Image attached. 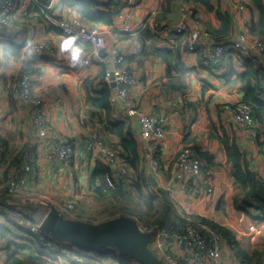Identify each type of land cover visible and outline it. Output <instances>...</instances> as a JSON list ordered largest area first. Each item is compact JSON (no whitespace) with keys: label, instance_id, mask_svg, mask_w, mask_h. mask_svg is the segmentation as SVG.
Listing matches in <instances>:
<instances>
[{"label":"crops","instance_id":"0c3cea01","mask_svg":"<svg viewBox=\"0 0 264 264\" xmlns=\"http://www.w3.org/2000/svg\"><path fill=\"white\" fill-rule=\"evenodd\" d=\"M96 1L100 2L94 6L98 10V13L95 14L97 22L92 23V21L84 20L86 24L107 31L112 27V24L117 23L118 14H126L130 16L135 30L133 35L130 34L131 37L128 36L129 38L125 37L127 33H106V46L100 50V55L107 59V51L110 47L115 45L122 49L126 57H132V61H129L128 65L136 77V81L127 93L129 105L122 100L111 103L110 118L123 120L129 125L137 141L141 159L145 161L148 145L139 136L138 112L160 116L164 121L165 138L162 149L157 153L160 176L154 177L157 182L155 188L171 192L169 197L174 210L182 217L185 214H181L182 210L178 211L176 205L184 207L187 203L192 214L204 217L206 216L204 211L207 210L205 208L208 205L211 206L209 210L213 217L223 210L224 206L230 205V217L237 215L240 221L243 218L246 220L248 238L242 239L246 244L240 246L247 249L249 238L253 239L255 235L259 236L264 228L260 230L263 226L261 222L264 223V221L253 219L246 210L237 211L231 204V197L234 193L232 168L225 161V153L217 137L220 135L221 126L227 129L230 138L235 135L236 143L246 153L251 170L264 179V148H259L255 140H251L247 136L243 127L228 119L223 109L225 102L241 100L242 90L237 75L245 71L247 64H244L238 55L230 53L223 58L219 65L205 68L199 64L197 52L191 53L187 45L190 31L206 30L211 32L218 27V12L227 13L230 20H234L230 21L231 32L239 29L248 30L252 21L259 20V11L254 1L210 0L211 10L203 8L193 0H134L133 3H128L125 0ZM261 1L264 5V0ZM165 2L171 4V11L165 16V24L159 21L154 23L152 19L154 14L158 10L160 11L161 5ZM29 3L30 6L28 5L25 11L14 16L12 27L3 28L0 26V136L6 139L10 145L9 148L13 151L12 155L15 157L19 155L20 164L23 154L28 149L33 150L37 155V162L32 166L27 182L21 190L15 193L10 206L25 210L28 208V203L31 202L34 203L36 212H42L45 205L48 207L50 203L65 205L68 199V193L64 192L66 189L69 190L73 187L74 192L78 193L77 177L73 175V172H76L79 167L75 155L80 154L84 158L86 169L89 166L92 168L95 164L98 165L99 162L106 164L103 157L97 152H94L96 154L89 160L84 157L89 154L85 150L89 132L96 130L108 144H116L117 140L109 133L107 134L100 124L95 123L91 127L82 125L86 109V94L82 83L85 79L97 77L101 66H106L95 61L88 43L77 37L65 36L55 28L48 29V27L55 26L54 18L66 20L80 18L77 5L72 0H44L41 5L36 1ZM181 3L187 6V13L180 11ZM174 4L179 6L181 19L178 25L183 27L184 35H178L182 31L176 32L174 26L167 24V21L171 19ZM237 4H243L246 9L238 13ZM45 6L48 11H45ZM107 11L114 13L110 24L101 22L108 18ZM115 15H117L116 19ZM36 17H38L37 21ZM24 18H30L31 24H23ZM41 19L45 22H38ZM14 22L18 23L14 24ZM145 30L147 31L142 33ZM41 42L51 44L55 51L57 49L52 61L45 53L39 55L30 72L33 81L31 94L41 97L44 104L48 122V131L45 137H38L35 132L31 123L30 104L21 102L16 95L23 66H26L29 57L34 53L32 46ZM152 48L172 50L178 48L179 55L177 59H175L176 57L170 59V64L167 65L156 55H145ZM85 57L91 58L94 64L84 68L81 60ZM103 83V78L95 79L94 89L100 88ZM130 107L135 110L134 113L130 111ZM50 131H57L64 135L74 145L75 152L67 175L45 160ZM185 145H194L213 154L215 164L209 165L214 170L215 191L213 195L199 189L200 177L190 178L183 183L173 179L171 174L172 159ZM12 155L7 152L9 160L6 163H0V169L3 170L1 166L4 165L8 172L7 179H4L3 173L1 175L4 185L9 176L17 174L15 170L20 169V164L13 167L10 163ZM257 161H259L261 169L255 167ZM201 162L203 166H207L202 160ZM113 169L116 170V168ZM60 182L62 185L56 187L55 185ZM88 182L89 180L86 181L84 187V196L91 200L87 191ZM39 187L48 192H40L38 198L32 196L31 199H27L25 197L24 194L29 195L32 193L31 190ZM49 193L54 194L55 200H45V195ZM0 206H5V204L0 201ZM6 210L2 209L4 212ZM210 219L231 230L239 241L235 234L236 224L233 222L236 218L230 219L229 223H221L213 219L212 216ZM204 231L217 234L206 228ZM157 233L162 240L163 236L165 237L163 243L166 245V249L180 264H184L188 252L183 236V223L179 219H175L171 224L169 223L167 230L158 228ZM217 235L220 237L222 262L224 264H240L234 252L230 251L231 248L227 241L219 234Z\"/></svg>","mask_w":264,"mask_h":264},{"label":"trees","instance_id":"16d2710c","mask_svg":"<svg viewBox=\"0 0 264 264\" xmlns=\"http://www.w3.org/2000/svg\"><path fill=\"white\" fill-rule=\"evenodd\" d=\"M1 1V0H0ZM36 1L38 4H43L44 0H30ZM71 1V0H70ZM75 5H77L78 12L80 14V20L97 22L95 20V14L98 10L95 9V5L99 4L96 0H72ZM196 4L202 6L207 10H211L212 6L210 0H193ZM258 11L259 20L257 22L252 21L248 26V32L252 35H257L264 40V5L261 0H253ZM30 6V3L28 4ZM165 6V7H164ZM28 7V6H27ZM45 11H48L46 6ZM100 9V8H99ZM171 11L170 2H165L161 5L160 11L154 14L153 22L157 21L165 24L166 17ZM77 12V13H78ZM108 18L101 21L106 24L112 22V16L114 13L107 11ZM219 25L216 29L209 32L214 40H225L231 37V27H230V16L227 13L221 14L217 13ZM38 17H36V21ZM57 20V19H53ZM23 24H31L30 18H24ZM38 22H45L43 19ZM18 22H14L16 24ZM85 23V22H84ZM3 28L4 25L0 23ZM57 29L56 26L48 27V29ZM143 31L142 33L146 32ZM61 33V31H60ZM185 32L182 31L178 35H184ZM189 35V34H188ZM130 34H125L128 37ZM129 38V37H128ZM153 54L160 57L167 65L170 64V59H177L179 55L178 48L165 49V48H152L150 52H146L145 55ZM129 61H132V57H125V67L129 69ZM244 64H247L245 71H242L237 75V78L241 84V102L249 106L251 115L253 119L258 124L260 129L264 128V85L259 81V67L253 65L249 60H244ZM106 69L101 66V70L97 77L91 79H85L82 83L83 89L86 94L85 103V115L82 121V125L93 126L95 123L100 124L106 133L115 137L117 140V159L123 166L127 165L128 168L134 173L135 179H125L120 175L118 169L116 172L113 167L108 164H101L99 162L91 173L89 178L87 191L88 195L93 199V202H102L104 200L119 201L123 200L125 197L133 199L131 191L133 190L141 202L140 205L146 208V210L139 209L135 210L133 208H122L118 212H112L108 218L115 217L121 214L131 216L137 220L139 225L144 228H149L157 233L158 228H164L167 230L169 228V223L171 224L175 219H179L181 223H185L182 216H179L174 210L172 200L170 199L166 190L162 188L153 189L148 185L146 169L144 165V160L141 159V154L139 152L137 141L132 133V129L128 124L124 123L123 120L110 118L112 106L109 101L110 88L106 84H102L100 88L94 89L95 79L100 80L105 74ZM231 120V119H230ZM104 125H102V124ZM260 132V131H259ZM221 147L225 153V161L232 168L233 177V187L234 193L231 197V204L237 209V211L246 210L253 219L264 221V179L258 176L250 168L247 162L246 153L240 149L239 145L236 143V136L233 135L231 138L227 134V129L221 126L220 135L217 136ZM105 141V140H104ZM259 148L263 147V141L255 140ZM113 145V144H111ZM6 139L0 136V163H6L9 158L7 157V152L12 155L13 151L9 148ZM184 149H190L192 153L202 160L208 167L209 165L215 164L213 159L214 156L207 150L199 149L198 147L192 146H182L180 150L174 155V158ZM10 157V163L13 167H17L21 160L18 157ZM21 165V164H20ZM142 165V167H140ZM3 176L7 179L6 167L3 165ZM9 169V168H8ZM128 182V184H126ZM10 206L7 204L5 206ZM154 206V207H153ZM153 207L151 213L150 209ZM143 208V207H142ZM8 209V208H7ZM7 211V210H6ZM118 214V215H117ZM0 216L9 218L7 213L0 210ZM137 216V217H135ZM185 216V215H183ZM70 217V216H69ZM188 217V216H187ZM76 218V217H73ZM147 218L150 219V223L147 222ZM190 218L197 227L204 231V228L211 230L221 236L227 241L229 247L234 250V254L238 259L240 264H260L261 260H264V247L253 248L251 251H247L245 248L241 247L237 239L235 238L233 232L228 228L218 224L212 219H208L204 216L191 215ZM85 220L82 218H77ZM105 220V219H103ZM90 221V220H86ZM102 221V220H101ZM198 221H201L203 225H198ZM92 222V221H91ZM99 222V221H98ZM10 227H6L0 224V235L5 237V261L2 264H34L37 260H41L42 254L45 250L40 245L38 236L43 234L40 230L32 233L28 228L15 223L14 221H9ZM11 228L19 231V233H14ZM32 236V237H31ZM49 239V236H47ZM53 241H56L52 239ZM66 243L72 245L71 243ZM255 247V246H254ZM114 256H109L108 259L115 258L118 253L114 248ZM80 250H84L80 248ZM97 252V251H95ZM55 255L64 256L61 251L53 252ZM72 255H80L86 259L85 255L81 251L72 252ZM119 254V253H118ZM120 255V254H119ZM120 264H140L133 258L126 255H120ZM87 261V260H86ZM74 262V261H73ZM93 259L88 258L87 263H75V264H92Z\"/></svg>","mask_w":264,"mask_h":264},{"label":"built area","instance_id":"2783aa9c","mask_svg":"<svg viewBox=\"0 0 264 264\" xmlns=\"http://www.w3.org/2000/svg\"><path fill=\"white\" fill-rule=\"evenodd\" d=\"M133 3L134 0H125ZM30 0H1L0 1V23L6 27L13 26L14 16L27 9ZM237 12H243L246 7L243 4H237ZM180 11L187 13L188 8L184 3L180 4ZM117 15H115L116 19ZM232 21H234L232 19ZM54 25L60 29L65 36L77 37L81 41L91 46V55L95 61L104 64L106 72L103 75V82L110 89L109 101L114 103L117 100L124 101L129 105L127 93L129 88L136 81L133 71L125 67V52L113 45L108 49V58L104 59L100 55V50L106 46V33H127L133 35L135 30L133 22L129 15L118 14L116 24H112L107 31L100 30L96 26H89L79 18L57 19ZM176 32H181L183 27L174 26ZM187 48L191 53L197 52L199 55V64L202 67H212L222 63L223 58L230 53H234L242 58L249 60L253 65L259 67L258 78L264 85V40L252 35L248 30H235L231 37L225 40H214L206 30H192L189 32ZM33 54L29 57L26 66H23L18 82L17 98L21 102H27L31 107L32 124L38 137H45L48 131V122L43 111V100L41 97H33L31 89L33 81L31 71L35 60L39 55L45 53L49 60H53L54 48L47 42L36 43L32 46ZM82 66L87 68L93 61L85 57L81 60ZM113 73V78L111 77ZM114 83V87L111 84ZM132 113L135 110L130 107ZM223 109L228 118L234 123L244 128L247 136L251 140H261L259 127L251 115L250 108L241 101H227L223 104ZM139 136L147 142V157L144 161L147 174L160 176V165L157 159V153L162 149V143L165 138L164 121L160 116L138 112ZM45 160L54 168L61 170L65 175L70 169L74 156L75 148L71 141L57 131H50L47 143ZM85 150L88 153L97 151L103 156L106 164L113 168L124 171V166L117 159V150L114 145L107 144L103 137L96 130H92L87 135ZM37 162L36 153L28 149L23 154V160L17 174H11L5 183L6 189L12 195L23 187L28 180L29 172L32 166ZM214 170L210 167L203 166L201 160L196 157L190 149L182 150L171 164V174L174 180L183 183L193 177H200V190H205L207 194L213 195L215 188L213 185ZM22 174L19 175V173ZM169 196L171 192L167 190ZM7 204H10L8 202ZM68 208L71 205L67 204ZM183 236L186 243L188 257L184 264H224L221 259L220 237L212 232L201 231L190 217L183 216ZM39 230L38 224L33 226L31 232ZM143 230H150L143 228ZM156 241L152 243V251L167 264H180L177 259L166 249L158 233H155ZM153 236V237H154ZM46 249L61 251L56 249L58 241H53L47 236L40 234L37 241Z\"/></svg>","mask_w":264,"mask_h":264},{"label":"rangeland","instance_id":"374dc122","mask_svg":"<svg viewBox=\"0 0 264 264\" xmlns=\"http://www.w3.org/2000/svg\"><path fill=\"white\" fill-rule=\"evenodd\" d=\"M63 1V0H61ZM56 48L57 46L54 45ZM57 52V49L55 51L54 49V55L51 56L53 58H55V54ZM52 61V60H51ZM33 97H37L32 95ZM30 111H31V107H30ZM43 111H44V105H43ZM45 113V111H44ZM30 117L32 120V116L30 113ZM229 119V118H228ZM33 123V122H31ZM260 138L263 140H259V141H263L264 143V128L260 129ZM108 144V143H107ZM111 145V144H110ZM116 147V150L118 152V148L116 144H113ZM264 148V147H261ZM97 151H93L92 153H89L87 155H84V157H87V159H91L93 157V155H95ZM98 153V152H97ZM100 154V153H99ZM103 157V156H102ZM75 158H77V165L79 166L77 168L76 172H73V175L75 177H77V183H76V187L78 188V193L74 192V189L72 187L69 188V190H65V193H68V199L65 202V205H56L60 210H62L65 214V216L70 218L76 217V218H82V219H90V221L92 222H98L101 221L103 219H106L107 217H109V215L112 212H118L119 210H122V208H133L135 210H139V209H143L146 210V208L140 205V201L138 200L135 192L132 190L131 194L133 196V199H129V197H125L123 200L119 201H110V200H104L102 202H93V199L91 198L88 199L84 196V187L86 185V181L89 180L91 173L94 169V167L97 165L95 164V166H91L92 168H90V166L86 169V164L84 163V158H82L79 155H75ZM104 159V158H103ZM105 161V160H104ZM102 164V163H101ZM260 163L259 161H257V165L255 166L257 169H261V167L259 166ZM142 167V165L140 166ZM90 168V169H89ZM70 169H68L66 172H69ZM86 171V172H85ZM116 172V170H114ZM119 172L121 173L120 175H122V177H124L126 180L127 179H135L134 173L132 171H130V169L128 168L127 165L124 166V171H121V169H119ZM2 173L3 170L0 169V201H2V203H4L5 205H7L8 202L11 203V201H13L12 199L14 198L15 195H12L11 193H9V191L6 189V186L4 184H2ZM65 174V173H63ZM149 174H147V180H148V185L151 186V183L148 179ZM132 178V179H131ZM51 181V180H50ZM82 183V184H81ZM126 184H128V182H126ZM61 184L58 183L55 186L59 187ZM51 186H54L51 184ZM50 187V186H48ZM73 192H70V191ZM31 194L27 195L24 194L25 197H27V199H31L32 196L34 198H38L40 195V192H48V191H43L41 187H39L38 189H33V191L31 190ZM45 200L49 201L51 200H55V196L52 193H49L48 195H45ZM51 204V203H50ZM67 204L71 205V208H68V206H66ZM49 205V204H48ZM143 207V208H142ZM154 207V206H153ZM153 207L150 209V211H147L148 213H151L153 210ZM211 206L208 205L205 209H207L206 211H204L205 213V217L210 219V216H212L213 219L220 221L221 223H229L230 219L232 218H236L233 222L236 224V229H235V234L236 237L239 238V243L240 245L242 244H246L242 239H246L248 238L247 236V229H246V220L243 218L242 221H240L237 217V215H233L232 217H230L231 214V207L229 206H224V209L219 211L217 213V215H215L213 217V215L211 214L209 208ZM8 208V209H7ZM2 209H7L6 213L8 215L9 218H5L3 216H0V224L4 225L6 227H10L9 221H14L15 223L22 225L26 228H28L30 231L33 228V226L37 225L39 223V221L42 219V217L44 216L41 215L44 211H46L48 209V207L45 205V207L43 208L44 211H35V205L34 203L29 202L28 203V208L24 209H18V208H14L13 206H0V210ZM176 209L178 211H180L181 214H185V216L190 217L191 215H196V214H192L191 212V208L189 207V205L186 203L183 207L182 206H178L176 205ZM185 211V212H184ZM188 212V213H187ZM195 213V212H194ZM118 215V214H117ZM73 216V217H72ZM116 216V215H115ZM137 217V216H135ZM147 222L150 223V219L147 218ZM198 225H203V223L201 221H198ZM261 224L263 226H261L260 230L264 227V223L261 222ZM142 228H144L142 226ZM12 231L16 234L19 233L18 230L11 228ZM205 230V228H204ZM34 233V232H32ZM32 237V236H31ZM156 236L153 237L151 243H150V248L152 250V243H154L156 241ZM162 240V239H161ZM165 237L163 236V240L162 242H164ZM5 242L6 239L5 237H3L2 235H0V264H2L5 261ZM247 245L249 246L246 250L247 251H251L253 248H258L261 247V249L264 247V228L261 230L260 234L258 237H253V239L249 238V241L247 243ZM255 245V247H254ZM45 250V253L42 254V258L41 260H37L36 263L34 264H75V263H87L88 258L93 259V262H91L92 264H120L119 262H121L120 258H119V254L117 253L115 255V258H111L108 259L109 256H114V250L111 249L110 247H106V248H102L99 250H96L97 252L92 251V250H80L79 247L75 246V245H68L66 243H57V248L58 250H61V252L64 253V256L61 255H55L53 252V250H49L46 249L45 247H42ZM230 250V249H229ZM77 251H81V253H83V255H85L86 259H84V257L82 256H78V255H72V252H77ZM230 251L234 252L233 249H231ZM58 252V251H55ZM231 252V253H232ZM47 257V258H46ZM87 260V261H86ZM74 261V262H73ZM258 264V263H257ZM260 264H264V260L262 259Z\"/></svg>","mask_w":264,"mask_h":264},{"label":"water","instance_id":"95a60500","mask_svg":"<svg viewBox=\"0 0 264 264\" xmlns=\"http://www.w3.org/2000/svg\"><path fill=\"white\" fill-rule=\"evenodd\" d=\"M179 6L174 4L169 26L180 22ZM113 78V73H111ZM114 87V83L111 84ZM151 187L157 182L148 176ZM39 230L58 242H67L84 250L96 251L106 247L114 248L120 255L135 259L140 264H167L150 248L155 231L143 230L137 220L121 214L99 222H91L65 216L55 204L48 209L38 223Z\"/></svg>","mask_w":264,"mask_h":264},{"label":"flooded vegetation","instance_id":"af4514ba","mask_svg":"<svg viewBox=\"0 0 264 264\" xmlns=\"http://www.w3.org/2000/svg\"><path fill=\"white\" fill-rule=\"evenodd\" d=\"M184 219V218H183Z\"/></svg>","mask_w":264,"mask_h":264}]
</instances>
